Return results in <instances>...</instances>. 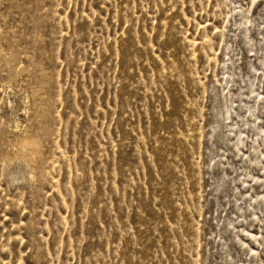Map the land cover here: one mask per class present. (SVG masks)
I'll return each instance as SVG.
<instances>
[{
    "label": "rangeland",
    "instance_id": "obj_1",
    "mask_svg": "<svg viewBox=\"0 0 264 264\" xmlns=\"http://www.w3.org/2000/svg\"><path fill=\"white\" fill-rule=\"evenodd\" d=\"M0 264H264V0H0Z\"/></svg>",
    "mask_w": 264,
    "mask_h": 264
},
{
    "label": "bare ground",
    "instance_id": "obj_2",
    "mask_svg": "<svg viewBox=\"0 0 264 264\" xmlns=\"http://www.w3.org/2000/svg\"><path fill=\"white\" fill-rule=\"evenodd\" d=\"M36 97H37V95H36ZM36 97H35V98H36ZM38 97H39V96H38ZM39 98H40V97H39ZM36 100H37V99H36ZM14 125H16V124H14ZM13 127H14V126H13ZM16 129H17V128H16Z\"/></svg>",
    "mask_w": 264,
    "mask_h": 264
}]
</instances>
